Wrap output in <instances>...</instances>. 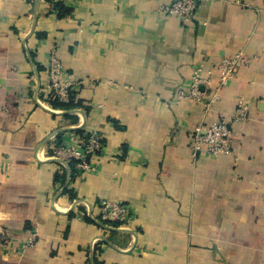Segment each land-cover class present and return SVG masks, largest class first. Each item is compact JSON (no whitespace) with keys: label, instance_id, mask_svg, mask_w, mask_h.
Listing matches in <instances>:
<instances>
[{"label":"crops","instance_id":"0c3cea01","mask_svg":"<svg viewBox=\"0 0 264 264\" xmlns=\"http://www.w3.org/2000/svg\"><path fill=\"white\" fill-rule=\"evenodd\" d=\"M54 1L0 0V264H264V0H194L186 22L172 0H70L63 18ZM52 55L72 108L37 101ZM220 121L231 152L194 151ZM83 132L102 149L79 177L49 156Z\"/></svg>","mask_w":264,"mask_h":264},{"label":"built area","instance_id":"2783aa9c","mask_svg":"<svg viewBox=\"0 0 264 264\" xmlns=\"http://www.w3.org/2000/svg\"><path fill=\"white\" fill-rule=\"evenodd\" d=\"M64 4H68L70 0H61ZM196 5L194 0H172V2L162 9L167 15H173L181 19L183 22L193 19ZM247 60L243 57L234 59H223L218 66V74L221 85H225L230 77L234 75L236 69L244 65ZM193 83L190 91L185 97L199 102L201 91L198 85L204 83L198 78L197 72L193 75ZM75 89V84L65 76L62 63L55 55L49 59L48 80L45 91L46 96L37 100L40 101H57L68 103L70 101L71 92ZM182 94V93H181ZM246 112V107L239 105L236 116H240ZM231 131L225 122L220 121L213 124L208 129H197L194 132L191 146L194 151L203 150L211 156L219 154H228L231 152ZM102 149V137L98 132L78 133L69 135L67 139L59 143L49 158L58 161L62 166L72 164L75 173L79 177H85L94 171L91 164V158L99 153ZM99 220L105 224L128 223L130 213L127 206L120 202L100 201L98 203Z\"/></svg>","mask_w":264,"mask_h":264},{"label":"trees","instance_id":"16d2710c","mask_svg":"<svg viewBox=\"0 0 264 264\" xmlns=\"http://www.w3.org/2000/svg\"><path fill=\"white\" fill-rule=\"evenodd\" d=\"M53 6L55 7V9L57 10L58 14L57 16L63 18L65 17L66 15H69V11L67 8H65L63 2L61 0H56L54 1V4ZM74 91L71 92V97H70V101L68 103H61V102H57V101H52L50 102L54 107H57V108H61V109H69V108H72L71 106L73 105H77L75 103V97H74Z\"/></svg>","mask_w":264,"mask_h":264}]
</instances>
